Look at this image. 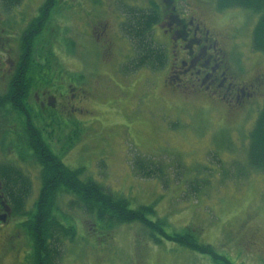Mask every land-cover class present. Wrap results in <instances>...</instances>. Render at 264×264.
<instances>
[{
    "label": "rangeland",
    "instance_id": "374dc122",
    "mask_svg": "<svg viewBox=\"0 0 264 264\" xmlns=\"http://www.w3.org/2000/svg\"><path fill=\"white\" fill-rule=\"evenodd\" d=\"M42 1L23 0L13 13L5 10L6 22L24 29ZM109 1L118 17L108 10ZM124 1L140 8L150 0ZM61 2L62 9L51 14L36 43L52 42L54 62L64 70L53 76L49 91L59 92L70 76L79 77L82 87L77 91L87 98L78 101L66 93L59 107L67 115H58L54 131L44 134L52 150L66 166L81 168L82 178L126 199L131 209L152 206L153 213L146 218L162 220L165 233L189 228L199 242L210 244L232 264H264V173L249 169L247 154L264 87L257 98L234 108L199 90L175 91L173 75L166 82V70L132 71L136 52L124 13L129 9L120 0H100L98 5L93 0ZM176 6L202 18L215 36L222 33V38L216 36L218 46L232 65L264 67V54L251 47L257 14L241 8L218 11L215 0H179ZM205 8L210 12L199 14ZM163 36L162 28L153 31L154 39ZM11 46L14 53L16 42ZM253 54L262 57L261 64ZM9 136L3 137L4 143ZM137 157L160 166L162 177L137 175L133 167ZM28 164L25 174L31 191L26 211L32 209L41 187L37 167L32 161ZM71 200L67 194L57 203L67 216L63 223L75 228V238L64 242L57 264H214L206 254L158 233L151 236L141 223L106 227L82 207L69 206ZM2 214L0 210V264H30V242L20 226L25 216L11 214L3 220Z\"/></svg>",
    "mask_w": 264,
    "mask_h": 264
},
{
    "label": "trees",
    "instance_id": "16d2710c",
    "mask_svg": "<svg viewBox=\"0 0 264 264\" xmlns=\"http://www.w3.org/2000/svg\"><path fill=\"white\" fill-rule=\"evenodd\" d=\"M22 1L0 0V5L9 9L18 6ZM53 1L56 10L60 8V5H56V0ZM45 3L48 5L44 7H48L52 0H46ZM215 6L218 11L241 8L257 14L258 19L251 34V47L255 52L264 54V0H215ZM44 7L40 11L42 17L34 19L20 30L18 47L21 58L17 65L18 70L9 91L0 96V115L4 117L23 116L24 108L28 105L24 100L28 94L27 88L35 75L40 78L39 84L42 86L53 82V76L62 74V66L54 62L55 57L50 47L52 42L46 40L43 45L42 40L36 43L47 26L44 20L47 11H44ZM127 14L126 31L134 42L136 52L131 62L132 71L144 67L152 71L162 69L167 63V53L153 40L152 30L153 24L158 20V14L153 9L138 8H130ZM26 127L28 130L23 129L28 136L25 149L32 153L40 167L41 187L37 198L32 209L26 211L24 206L31 191L29 176L16 165L4 162H0V182L3 186L0 193L11 214L25 216L20 226L25 230L30 242V264H57L64 249V242L74 240L75 228L63 223L67 216L62 214L57 205L60 197L67 194L73 198L68 202L69 206L82 207L94 214L96 221L106 227L112 228L130 222L141 223L149 230L151 236L158 233L168 241L185 246L193 252L206 254L214 264H232L224 256L214 252L210 244L199 242L194 231L189 228H185L182 233H165L161 228L162 220L152 222L146 218L147 213H153L152 206L131 209L123 197L105 191L98 182L88 177L82 178V169L66 166L61 156L52 151L51 144L46 141L40 128L31 123ZM44 131L47 133L45 129ZM247 154L249 169L264 173V103L250 130ZM154 165L151 161L139 157L133 162L137 175L145 179L162 177L163 169ZM218 260L220 262H217Z\"/></svg>",
    "mask_w": 264,
    "mask_h": 264
},
{
    "label": "flooded vegetation",
    "instance_id": "af4514ba",
    "mask_svg": "<svg viewBox=\"0 0 264 264\" xmlns=\"http://www.w3.org/2000/svg\"><path fill=\"white\" fill-rule=\"evenodd\" d=\"M93 1L97 5L100 3V0ZM120 1L124 6L125 1ZM150 1L151 3H149ZM150 1L148 2L149 4L147 3L140 8L135 4L125 6L128 7V9H153L158 14V20L153 24L152 30L155 31V29L162 28L164 36L158 40L153 38V40L167 53V63L162 70H166V82H168V79L173 75L174 78L171 80L175 84V89L173 90L176 91L177 88L180 87L182 89L189 88L196 92L199 90L202 94L212 100L220 101L222 99V101L226 103H224L225 106H229L228 108L237 107L238 105L243 104L242 101L246 102L252 100V98H257L256 96L259 95L262 87H264V67L262 65L257 66L254 70L245 67H237L235 64L232 65L230 60L223 57L221 54L222 49L218 46L222 33L216 35L220 37H216L215 34L204 24L202 18L197 16L194 17L187 13L188 8L184 11L180 10L176 6L179 0ZM45 2L46 0H43L41 4L33 10V16L25 23L24 28L34 19L42 17L40 11L44 6L48 5V3ZM56 2V5H61L63 3L61 0H56ZM199 2L202 5L206 3L203 1ZM54 3L55 2L52 0L51 5L44 7V11L45 9L47 11L44 18L46 23H48L51 14H54L53 12L56 10ZM15 7L9 9L3 6L0 7V84L2 85L0 88V96L9 91L8 89L10 88L13 78L18 70L17 65L21 58V53L18 47L20 31L16 30L15 25L12 26L11 24H8L3 15L5 10L13 13ZM110 7L111 3L109 1L108 10L111 14L117 13L116 16L118 17V12L110 9ZM60 9H62L61 6ZM202 10H204V12L202 11L199 14L203 15L207 11L210 12V10H206V8ZM128 11L129 10L124 11L126 16L128 15ZM13 16H10L11 20L13 19ZM129 40L131 39L129 38ZM11 41L16 42L18 47L14 53H10V50H13L11 49ZM4 51L7 53L2 54ZM253 56L257 57L256 60H254L258 62L257 65L261 64L262 57H259L257 54H253ZM145 68L150 70L148 67H144V69ZM63 73L64 70L62 71V74ZM249 73L250 75L248 76ZM69 78L70 81L63 85L62 90L52 93L53 91H49V87H51L52 90L53 84H42L41 86L39 84L40 78L35 75L34 79H32V83L29 84V87L27 88L28 94L24 100L28 105H26L27 108H24L23 116L15 117L14 115L13 117L10 116V118L9 115L5 117L0 115V154L5 158V160L0 161L1 163L4 162L16 165L26 173L25 170L29 169L28 162L32 161L34 166L37 167V170H40L39 164L36 163L32 153L29 151L27 152L25 149V147H27L25 141L28 140V136L23 132V129L28 130L26 127L28 123H31L37 128H40L39 126H41L40 130L44 136L46 133L44 129L47 133H50L49 128L52 126V131H54L53 126L57 123L58 115H67L63 112V109L59 107V105L65 101L66 93L71 92L70 98H77L78 101L87 98L85 93L82 94L83 91H77V88L82 87L81 84L78 85V83H80V78H73V76H70ZM56 106L60 108V110L57 109ZM12 123H16V125ZM8 133H10L11 136H9L6 143H4L3 137ZM3 153L8 154V157ZM29 157L31 160L28 159ZM2 187V183L0 182V191ZM0 210L3 212V219H6V216L11 215V210L7 207L1 193Z\"/></svg>",
    "mask_w": 264,
    "mask_h": 264
},
{
    "label": "water",
    "instance_id": "95a60500",
    "mask_svg": "<svg viewBox=\"0 0 264 264\" xmlns=\"http://www.w3.org/2000/svg\"><path fill=\"white\" fill-rule=\"evenodd\" d=\"M1 219H3V217H2ZM3 220H4V219H3Z\"/></svg>",
    "mask_w": 264,
    "mask_h": 264
}]
</instances>
